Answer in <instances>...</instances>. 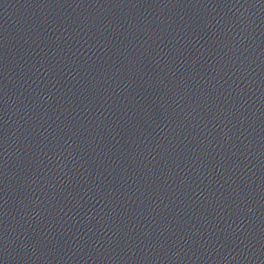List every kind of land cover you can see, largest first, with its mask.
I'll list each match as a JSON object with an SVG mask.
<instances>
[{"label":"water","instance_id":"obj_1","mask_svg":"<svg viewBox=\"0 0 264 264\" xmlns=\"http://www.w3.org/2000/svg\"><path fill=\"white\" fill-rule=\"evenodd\" d=\"M0 264H264V0H0Z\"/></svg>","mask_w":264,"mask_h":264}]
</instances>
